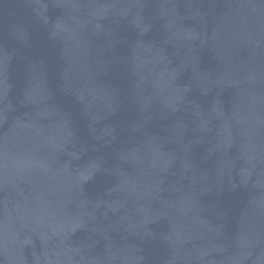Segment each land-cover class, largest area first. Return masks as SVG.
Returning a JSON list of instances; mask_svg holds the SVG:
<instances>
[{"label": "water", "instance_id": "1", "mask_svg": "<svg viewBox=\"0 0 264 264\" xmlns=\"http://www.w3.org/2000/svg\"><path fill=\"white\" fill-rule=\"evenodd\" d=\"M0 264H264V0H0Z\"/></svg>", "mask_w": 264, "mask_h": 264}]
</instances>
